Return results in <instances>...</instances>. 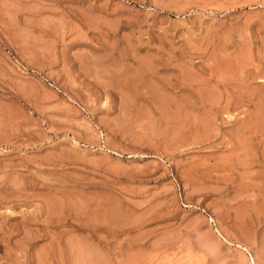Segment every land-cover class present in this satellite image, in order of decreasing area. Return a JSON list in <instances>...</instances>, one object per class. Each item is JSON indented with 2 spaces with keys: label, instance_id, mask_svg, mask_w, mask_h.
<instances>
[{
  "label": "rangeland",
  "instance_id": "rangeland-1",
  "mask_svg": "<svg viewBox=\"0 0 264 264\" xmlns=\"http://www.w3.org/2000/svg\"><path fill=\"white\" fill-rule=\"evenodd\" d=\"M258 203L264 0H0V264H264Z\"/></svg>",
  "mask_w": 264,
  "mask_h": 264
},
{
  "label": "bare ground",
  "instance_id": "bare-ground-1",
  "mask_svg": "<svg viewBox=\"0 0 264 264\" xmlns=\"http://www.w3.org/2000/svg\"><path fill=\"white\" fill-rule=\"evenodd\" d=\"M142 67V66H141ZM150 70V69H149ZM203 94V93H202ZM139 95V94H138ZM160 111V110H159ZM163 113V112H162ZM164 114V113H163ZM140 115V114H139ZM181 126V125H180ZM195 133V132H194ZM249 139V138H248ZM143 141V140H142ZM249 152V151H248ZM245 204V203H244ZM256 204V203H255ZM254 204V205H255ZM259 204V203H258ZM248 205V204H247ZM246 205V207H245V209L242 211V215H241V221H242V225H243V227L244 228H246V226H247V223H248V220L250 219V216H251V214L252 213H255V212H257V217L258 218H261V216L262 215H260V214H263V216H264V206L262 207L261 206V204H259L261 207H257V209L256 208H253L252 206L250 207V206H247ZM258 205V206H259ZM263 205V204H262ZM255 206H257V205H255ZM119 211V210H118ZM11 213V212H10ZM246 230H248V229H244V232L246 231ZM248 238V237H247ZM84 255V254H83ZM87 259H88V257H87Z\"/></svg>",
  "mask_w": 264,
  "mask_h": 264
}]
</instances>
